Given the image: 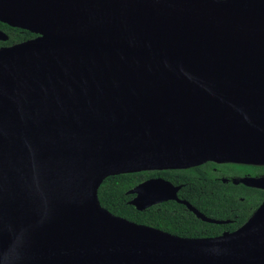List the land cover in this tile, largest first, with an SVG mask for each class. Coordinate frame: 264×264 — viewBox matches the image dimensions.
<instances>
[{
  "label": "water",
  "instance_id": "1",
  "mask_svg": "<svg viewBox=\"0 0 264 264\" xmlns=\"http://www.w3.org/2000/svg\"><path fill=\"white\" fill-rule=\"evenodd\" d=\"M0 22L36 36L0 48V264H264V201L183 238L98 197L119 175L264 166V0H0ZM180 190L150 179L129 204L228 223Z\"/></svg>",
  "mask_w": 264,
  "mask_h": 264
},
{
  "label": "trees",
  "instance_id": "2",
  "mask_svg": "<svg viewBox=\"0 0 264 264\" xmlns=\"http://www.w3.org/2000/svg\"><path fill=\"white\" fill-rule=\"evenodd\" d=\"M0 31L9 36L7 42H0V48L18 44L36 36L28 31L11 28L0 22ZM245 169L250 167L245 166ZM263 172L264 168H261ZM208 167L188 171H158L125 174L107 178L101 185L98 197L105 209L112 214L137 224H143L169 232L183 238H201L217 235L223 229H234L244 224L260 206L264 192L250 190L243 192L232 185L214 182L210 176L201 175L208 172ZM160 177L172 184L182 186L180 197L205 216L217 220L232 219L234 225H211L197 219L186 207L174 201L138 211L129 202L132 196L128 192L150 178ZM207 179V180H206ZM240 198H244L243 201Z\"/></svg>",
  "mask_w": 264,
  "mask_h": 264
},
{
  "label": "flooded vegetation",
  "instance_id": "3",
  "mask_svg": "<svg viewBox=\"0 0 264 264\" xmlns=\"http://www.w3.org/2000/svg\"><path fill=\"white\" fill-rule=\"evenodd\" d=\"M3 32V31H1ZM5 33V32H4ZM6 34V33H5ZM8 36V35H7ZM9 37V36H8ZM28 41V40H27ZM1 42V41H0ZM25 42V41H24ZM22 43V42H21ZM19 44V43H18ZM15 45V44H14ZM12 46V45H11ZM3 47H9V46H3ZM2 48V47H1ZM208 167L209 168V171L208 172H203L201 173V175H206V176H210V178L214 181V182H218L220 184H224V185H232L233 187L235 188H239V190H242L243 192H247V193H251L249 192L250 190H260V191H263L262 189H256V188H251V187H247L241 183L239 184H236L234 182H239L240 179H243V178H260V177H264V171H262L261 168H264V166H247V165H238V164H230V163H215V162H208V163H205L201 166H198V167H195V168H191V169H186V170H165V171H188V170H192V169H195L196 171L198 169H202V167ZM247 166V167H250L249 169H245L244 167ZM233 167H236L237 169H239V171H237L235 173V175L233 174H229L228 172V168H233ZM155 172H158V171H155ZM163 172V171H161ZM229 175V176H228ZM157 178H160V177H157ZM150 179H155V178H150ZM148 179V180H150ZM207 180V179H206ZM170 182V181H169ZM177 186V185H175ZM134 189V188H133ZM181 190H182V186H181ZM181 190L179 191L178 193V198L181 200V201H186L187 200H183L181 197H180V192ZM132 196V199L135 197L134 195H131ZM241 201L244 200V198H240ZM264 201V198L262 200V202ZM176 202V201H174ZM261 202V204H262ZM166 203V202H165ZM177 203V202H176ZM189 203V202H188ZM163 204V203H162ZM179 204V203H178ZM190 204V203H189ZM260 204V205H261ZM161 205V204H159ZM183 205V204H181ZM157 206V205H155ZM185 206V205H183ZM154 207V206H153ZM186 207V206H185ZM194 207V206H193ZM195 208V207H194ZM196 209V208H195ZM186 210H188L189 212H191L188 208H186ZM199 211V210H198ZM200 212V211H199ZM201 213V212H200ZM192 215H194L196 218L197 216L195 214H193L191 212ZM203 214V213H201ZM204 215V214H203ZM205 216V215H204ZM207 217V216H205ZM209 219H213V220H216V221H227L228 223L227 224H224V225H218V226H228V225H235L236 224V221L235 220H232V219H226V220H217L215 218H210V217H207ZM199 219V218H197ZM249 219V218H248ZM201 220V219H199ZM202 221V220H201ZM204 222V221H202ZM207 224H211V223H208V222H205ZM211 225H217V224H211ZM243 225V224H242ZM241 225V226H242ZM241 226L237 227V228H234L232 230L230 229H223L221 230V232L217 235H211V236H205V237H201V238H210V237H218L224 233H231V232H234L236 231L237 229H239Z\"/></svg>",
  "mask_w": 264,
  "mask_h": 264
},
{
  "label": "rangeland",
  "instance_id": "4",
  "mask_svg": "<svg viewBox=\"0 0 264 264\" xmlns=\"http://www.w3.org/2000/svg\"><path fill=\"white\" fill-rule=\"evenodd\" d=\"M237 171H239V169H237L236 167L228 168V172H229L230 175H231V174L235 175V173H236ZM228 176H229V175H228Z\"/></svg>",
  "mask_w": 264,
  "mask_h": 264
}]
</instances>
